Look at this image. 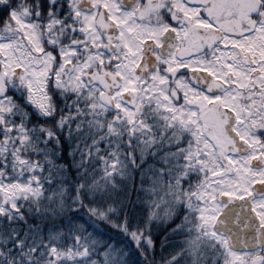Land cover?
Masks as SVG:
<instances>
[{
	"label": "snow or ice",
	"instance_id": "6c2138e0",
	"mask_svg": "<svg viewBox=\"0 0 264 264\" xmlns=\"http://www.w3.org/2000/svg\"><path fill=\"white\" fill-rule=\"evenodd\" d=\"M0 264H264V0H0Z\"/></svg>",
	"mask_w": 264,
	"mask_h": 264
}]
</instances>
